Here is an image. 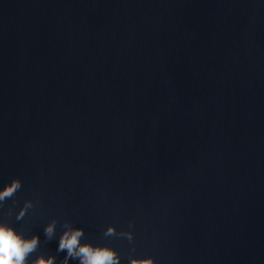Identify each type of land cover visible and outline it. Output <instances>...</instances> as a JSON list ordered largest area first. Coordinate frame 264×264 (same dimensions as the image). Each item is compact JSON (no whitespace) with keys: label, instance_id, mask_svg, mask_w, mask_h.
<instances>
[{"label":"water","instance_id":"1","mask_svg":"<svg viewBox=\"0 0 264 264\" xmlns=\"http://www.w3.org/2000/svg\"><path fill=\"white\" fill-rule=\"evenodd\" d=\"M14 180L26 264H79L68 227L117 264H264V0H0Z\"/></svg>","mask_w":264,"mask_h":264},{"label":"clouds","instance_id":"2","mask_svg":"<svg viewBox=\"0 0 264 264\" xmlns=\"http://www.w3.org/2000/svg\"><path fill=\"white\" fill-rule=\"evenodd\" d=\"M19 180H14L0 190V201L10 198L19 187ZM24 212L17 216L22 219ZM54 222L47 225L45 235L50 239L54 233ZM113 229L109 228L110 234ZM83 230L81 228L68 227L61 235L58 251H66L68 257L78 259L79 264H117L118 257L114 250L108 247L93 246L90 243H81ZM39 243V237L24 238L17 230L5 223H0V264H26L27 257L35 251ZM55 257H39L35 264H54ZM132 264H152L150 259L137 261Z\"/></svg>","mask_w":264,"mask_h":264}]
</instances>
